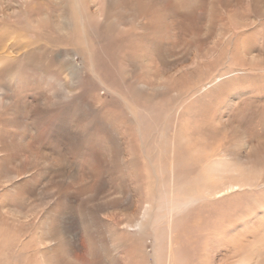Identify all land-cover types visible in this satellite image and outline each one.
<instances>
[{
	"label": "rangeland",
	"instance_id": "1",
	"mask_svg": "<svg viewBox=\"0 0 264 264\" xmlns=\"http://www.w3.org/2000/svg\"><path fill=\"white\" fill-rule=\"evenodd\" d=\"M7 1L14 8L15 2L19 0ZM168 1L173 11L181 9L177 0ZM182 1L185 5L203 7L208 16L211 6L226 10L228 17L230 14L239 16L229 17L226 36L235 31L234 39L239 33L240 39L231 43L229 48L233 50L232 53L224 54L232 57L225 64L230 68L238 66L235 63L244 65L240 68L247 70L248 78L235 81L231 97L235 107L230 116L222 119L219 117L216 123L209 119V101H204L201 105L199 101L190 103V99H187L182 114L173 118L175 109H178L179 96H189L190 90L205 77L206 62L196 66L193 75H185L184 79L178 81L180 84H171L173 90L181 89L172 103L141 100L136 104L117 96L116 91L125 92V87L115 74L110 75L104 69L101 72L87 69L85 58L79 54L66 58L68 69L59 68L53 50H58L63 39L55 35L49 38L46 53L34 55V49L28 48L20 54L12 53L10 61L3 67V61L0 62V264H120L116 250L111 245L113 235H116L115 225L120 223L116 218L122 217L125 220L121 222H125L126 218L142 212L141 206L147 200L150 187L147 188L149 158L144 152L146 129L157 130L158 140L163 141L173 138L175 134L180 135V132L186 133L189 136L188 147L191 144L199 147L198 159L194 164L196 169L224 159L230 153L241 152L233 130L240 128L235 126L243 116L244 122L241 124L245 128L250 132H262L264 136V0ZM31 2L37 4L40 0H23L22 5L28 7ZM52 2V7L59 8L61 12V7L54 0ZM10 14L13 13L10 11ZM11 19L15 20L13 17ZM173 19L170 17L171 21ZM238 21L241 22L240 25L236 23ZM207 23V18L202 20V32ZM220 23L218 21L216 24ZM219 28L220 26L217 27ZM216 36L217 53L214 57L220 59L227 44L224 37L220 39V34L217 33ZM246 39L252 44L247 56L234 58ZM12 41L7 42L13 44ZM72 42L77 45L76 39L72 38ZM103 42L108 43L109 39L106 38ZM176 42L180 45L186 43L185 40L180 42V38H176ZM161 44L163 43L155 41L151 52L143 57L145 64L154 62L153 73L159 72L164 78H174L184 75L187 67L195 66L193 61L182 65L177 57L163 58L164 54L156 55ZM69 47L65 45L59 49L62 52L65 49L66 55L71 56L73 51ZM182 50L184 49L179 51ZM205 51H202V58L206 61ZM32 56L34 59H30L31 63H28L27 58ZM252 58L254 62L251 61ZM135 68L152 74L141 64L135 65ZM123 77L126 78L125 75ZM135 108L144 117L143 127L136 125L132 114ZM166 109L171 112L164 117ZM106 111L112 113V119H105V123H102V113ZM79 116L81 120L87 118L92 121L87 124V131L80 135L69 128L70 123L75 122ZM102 124L101 129L99 127ZM74 125L85 127V122ZM163 127L167 129L166 133ZM41 132L49 136L45 145L37 142V136ZM96 134H99L101 142L97 158L102 160V167H97L94 172L85 165V158L82 156L86 152L84 143ZM53 140L62 145L60 154L55 150ZM134 142L139 150L134 147ZM132 149L138 156V167L133 168L142 172L143 193L136 199V184L128 181L135 201L127 208L117 210L109 202L113 199L110 197L111 193L106 191V181L114 185L122 171L132 172L128 164V160L132 158ZM86 174L92 177L90 182L83 181ZM156 177L153 178V183L158 188L159 179ZM248 178L251 184L247 180L246 182L252 190L230 198L225 204L205 202L201 209L203 222L198 226L188 222L179 231L184 238L182 245L189 250L193 264H207L208 261L206 257L196 256L197 251L191 249L194 247L200 249L202 254L207 253L209 237L200 236L198 232L201 229L223 218L226 221L239 206L254 201L256 195L264 196V191L256 192L257 184H253L259 179V183L264 181V161H250ZM217 183L218 179L214 177L213 182L207 183L200 190H213ZM70 192L72 194L68 199L66 195ZM114 192L112 194L115 196L117 192ZM258 214L264 216V208ZM60 218L65 220L67 228L63 236L55 230ZM255 221L256 219H252L253 225H257ZM134 230L135 233L138 232V229L132 231ZM258 231L256 226L242 236H223L222 241L229 243L231 249L228 253L232 252L227 260L232 264H264V224L262 230ZM133 240L134 238L129 239ZM154 240H157L154 230L143 240L144 249L150 255L154 254L157 245ZM162 255L159 253L157 258H150L148 264H161Z\"/></svg>",
	"mask_w": 264,
	"mask_h": 264
},
{
	"label": "bare ground",
	"instance_id": "2",
	"mask_svg": "<svg viewBox=\"0 0 264 264\" xmlns=\"http://www.w3.org/2000/svg\"><path fill=\"white\" fill-rule=\"evenodd\" d=\"M54 1L61 7V12H59V8L52 7V0H40L37 4L31 2L28 7L22 5L23 0H19L15 2L14 8L7 3V0H0V62L3 61L1 67L10 61L12 53L20 54L28 48L34 49V55L46 53L49 45L48 40L55 35L57 38L63 39L58 50H53L59 68L68 69L66 58H71L75 53L79 54L80 57L85 58L87 69H97L100 72L104 69L110 75L115 74L122 86L125 87V92L116 91L117 96L136 104L141 100L172 103L176 93L181 89L173 90L171 84L180 82L185 78V75H193L196 66H201L206 62L205 77H202L203 79L198 82L195 88L190 90L189 96L184 94L179 96L178 109H175L173 118L176 119L182 114L181 111L184 110L187 99H190V103L194 100L199 101L201 105L204 101H209L208 115L213 123H216L219 117L222 119L230 116V112L235 107L234 101L231 100L235 81L246 79L248 76L247 70L240 68L244 65L235 63L238 66L230 68L225 64L232 57L224 54L232 53L233 50L229 48L231 43L234 42L233 40L239 41L240 39V33L236 34L234 39L235 31L226 36L229 17L232 15L229 13L228 17L226 10L211 6L210 16H208L203 7L185 5L182 0H177L181 9L174 11L168 0ZM63 6L65 7L63 8ZM10 11L13 14H10ZM11 17L15 20H10ZM170 17L174 19L171 21ZM206 18L208 23L202 32V20H206ZM218 21L221 23L217 25ZM236 23L241 24L239 21ZM219 26L220 28L217 29ZM217 33L221 35L220 39L225 38L224 42L227 44L223 49L221 60L214 57L217 53V40L215 41V38L218 37ZM72 38L77 40V45H74ZM106 38L109 39L108 43L103 42ZM176 38H180V42L185 40L186 43L180 45L176 42ZM7 41H12L13 44ZM155 41L163 43L156 55L164 54L163 58L177 57L179 64L182 65L193 61L195 66L187 67L184 75L175 76V79L173 77L164 78L159 72L153 73L155 72L154 62L145 64L143 57L151 52ZM65 45L70 46V50L73 51L71 56L66 55L65 49L64 52L59 49ZM201 47L204 51L206 50L204 52L206 61L202 58ZM181 48L184 50L179 51ZM251 48V41L246 39L243 47H239L236 56L233 57L236 59L245 57ZM30 59H34V57L27 58L28 63H31ZM251 61L254 62V58ZM137 64H141L152 74L135 68ZM124 75L126 78L123 77ZM72 100L77 101L76 99ZM170 112V109H166L164 117L168 116ZM132 114L136 119V125L140 124L143 127L144 117L137 113L136 108ZM190 114L193 115V112ZM102 116L104 117L102 123H105V119L109 121L112 119L110 111L103 112ZM241 119V122H238L235 127H240L242 130L240 128L233 130L241 152L230 153L224 159L216 160L206 167L198 169L194 168L196 167L194 164L198 159L199 147L194 144L188 147L189 136L186 133L180 132L181 136L175 134L173 138L163 141V139L158 140L157 130L146 129L147 141L144 152L148 154L150 165L147 186V188L150 186L149 195L147 193V200L141 206L142 212L126 218L125 222H121L125 220L122 217L116 218L120 223L115 225L116 235H113L111 245L116 250V257L120 264H148L149 259L157 258L159 253L163 254L161 264H193L189 250L182 245L184 238L181 237L179 231L184 229L188 222L195 223L196 226L203 222L201 217L204 215L201 213V209L205 202L225 204L230 198L252 190L248 178L250 161L258 163L264 161L262 132L255 130L250 132L244 127L245 125L241 124L244 122V116ZM79 122H85V127L74 125ZM91 122L87 118L81 120V116H79L75 122L70 123L69 128L80 135L87 131V124ZM152 124L156 126V123L152 122ZM103 125L98 127L102 129ZM163 129L166 133L167 129L165 127ZM41 133L37 136V142H43L45 145L48 143L49 136L44 132ZM53 146L60 154L62 145L54 141ZM134 147L138 149L135 142ZM83 148L86 149L82 156L85 158V165L96 172L97 167H102L100 165L102 160L97 158V154L101 150L99 134L88 139ZM74 155L76 156V154ZM128 164L131 167V173L122 171L114 185H110L106 181L108 189L104 187L108 193H111L110 197L113 200H109V202L111 205H115L117 210L127 208L135 201L131 195L128 181H133L136 184L138 191L136 199L143 193L142 172L133 168L138 167V156L133 149L132 158L128 160ZM165 164L170 166L166 167ZM186 167L191 168L187 169ZM154 177L159 179L158 188L153 183ZM214 177L218 179L214 189L201 191L200 189L205 188L207 183L213 182ZM74 178L75 176L71 179ZM91 180L92 177L89 174L84 176L83 181L90 182ZM259 180L257 183H253L257 184L256 192L264 191V181L259 183ZM114 191L117 192L115 196L112 194V192L115 193ZM123 193H125L124 197ZM71 194L72 192L68 193L66 197L70 199ZM263 205L264 196L256 195L254 201L239 206L226 221L225 218L218 222L215 221L209 227L198 232L200 236L209 237L207 253L202 254L200 249L194 247L191 249L197 251L196 256L206 257L207 264H232L227 260L232 252L228 253L231 249L229 243L222 241L223 236L230 238L242 236L256 226L260 232L264 224V216H260L258 212L264 208ZM252 219H256L254 223L257 225L252 224ZM66 229L65 220L60 218L56 223L55 230L63 236ZM133 229H138V232L135 233L136 231H132ZM151 230L157 234V240H154L157 245L153 255L144 249L143 244V240L149 237ZM131 238L134 240L129 241Z\"/></svg>",
	"mask_w": 264,
	"mask_h": 264
}]
</instances>
